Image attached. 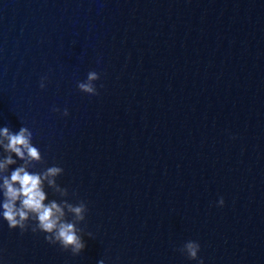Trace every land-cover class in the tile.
Listing matches in <instances>:
<instances>
[{"label":"water","instance_id":"1","mask_svg":"<svg viewBox=\"0 0 264 264\" xmlns=\"http://www.w3.org/2000/svg\"><path fill=\"white\" fill-rule=\"evenodd\" d=\"M4 126L88 211L79 255L0 217V264H264V0H0Z\"/></svg>","mask_w":264,"mask_h":264},{"label":"clouds","instance_id":"2","mask_svg":"<svg viewBox=\"0 0 264 264\" xmlns=\"http://www.w3.org/2000/svg\"><path fill=\"white\" fill-rule=\"evenodd\" d=\"M47 77H41L40 87H46ZM100 79L96 71H89L84 81H78L77 87L82 92L98 95L95 81ZM103 85H101L102 87ZM53 111L60 112L58 107ZM62 114L67 116L68 109L64 108ZM33 132L22 126L13 131L8 126L0 127V217L7 222L10 229L19 228L21 234L31 230L33 233H44V239L51 245H59L64 251L72 255H79L86 247L83 239L84 228L80 227L85 221L88 211L84 200L77 203L70 202L69 189L57 183V177L64 172L63 167L52 165L42 171L34 172L37 163L44 157L37 146L32 143ZM17 160L22 161L19 166L10 171L9 166L16 165ZM50 188L61 199H48ZM75 196L76 192L73 191ZM224 198L220 197L218 205H224ZM71 216V219L68 217ZM89 237L91 232L86 233ZM188 259L197 260L204 264L203 258L198 256L200 244L195 240H188L178 249ZM98 264H105L101 259Z\"/></svg>","mask_w":264,"mask_h":264}]
</instances>
